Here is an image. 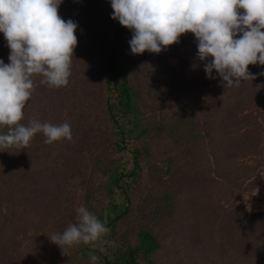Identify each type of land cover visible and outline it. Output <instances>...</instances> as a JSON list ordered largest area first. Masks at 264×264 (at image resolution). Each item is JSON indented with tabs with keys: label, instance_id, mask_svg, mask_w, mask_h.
I'll return each mask as SVG.
<instances>
[{
	"label": "trees",
	"instance_id": "16d2710c",
	"mask_svg": "<svg viewBox=\"0 0 264 264\" xmlns=\"http://www.w3.org/2000/svg\"><path fill=\"white\" fill-rule=\"evenodd\" d=\"M61 4L67 7L62 10L65 16L85 23L89 55L83 61L99 77L97 86L105 93L99 110L108 125L110 151L126 152L130 158V165L110 158L102 169L98 168L100 162L92 164L90 177L100 174L97 182L85 179L80 187L79 207L84 206L102 221L106 219L110 233L104 240L119 239L118 245L101 249L99 245L92 248L81 244L71 248L70 264H93L89 252L99 257L95 264H156L152 256L162 245L156 227L166 213V219L176 223L182 235L191 237L192 226L187 225L186 216L192 212L189 207L193 190L203 193L209 184L210 166L203 159L214 157L215 149L228 166L236 161L235 145L225 141L229 122L236 123L247 115L242 114L246 108L240 104L246 103L264 115V75H260L264 65L248 66L255 75L252 81H241L239 87H224L214 69L215 79H210L206 73L202 75L201 67L192 66L199 63L196 45L185 50L174 43L145 64L144 59L138 61L136 54H131V31L111 18L110 0H62ZM0 42L7 43L2 33ZM168 57L176 58L177 63H170ZM93 89L96 87L90 86L88 104L96 93ZM150 99L153 113L148 109ZM203 99L205 103L201 102ZM259 138L260 135L255 138L254 147L259 146ZM153 157H160L163 166H152ZM229 175L227 172L225 177L231 178ZM135 185L147 187L146 205L156 206H145V217L137 218L131 228L124 229L126 233H121L119 228L131 211ZM76 217V208L71 214L60 215L55 224L57 232L75 223ZM225 219L224 215L218 225L225 239L220 244L224 245L233 239ZM239 243L242 247L243 239ZM250 252L244 251L241 261L251 260Z\"/></svg>",
	"mask_w": 264,
	"mask_h": 264
},
{
	"label": "rangeland",
	"instance_id": "374dc122",
	"mask_svg": "<svg viewBox=\"0 0 264 264\" xmlns=\"http://www.w3.org/2000/svg\"><path fill=\"white\" fill-rule=\"evenodd\" d=\"M66 9L65 4H60L59 15L64 20L72 19L62 13ZM76 23L78 43L68 86L48 88L41 85V77L36 76V89L22 110L24 118L21 121L25 125L33 119L56 125L68 122L72 139L46 144L43 133H37L26 149L13 154L0 152V264H70L71 248L62 255L60 247L48 237L57 233L58 217L71 214L79 207L83 180L91 178L97 182L96 177L100 174L90 177L92 164L100 162L98 168L102 169L105 160L110 158L119 164L130 165L126 152L110 151L108 125L99 110L105 93L97 86L99 77L93 75L92 69L83 61L89 55L85 23ZM178 45L185 50L196 45L194 35L190 32L182 34ZM158 54L145 51L136 54V59L141 62L144 59L146 64ZM8 56L7 43L0 42V60L9 63ZM168 60L177 63L176 58L168 57ZM198 62L192 66L204 71L205 61L198 59ZM202 71L204 75L205 71ZM90 86L96 87L93 89L96 93L88 104ZM148 104L153 113L155 108L151 99ZM240 105L246 108L242 114L247 115L243 121L229 122V135L227 141L224 140L233 147L235 145L236 161L228 166L215 149L214 157L210 155V159H203V163L210 166L209 184L203 188V193L193 190L194 199L189 207L192 212H187L186 216L187 225L192 226L191 237L182 235L176 229L177 224L166 219L169 217L166 213L156 227L162 244L152 256L156 264H264V115L246 103ZM235 130L237 132H231ZM258 135L259 146L254 147ZM158 159L161 158L153 157L152 166H163L164 162ZM239 166L246 168H237ZM227 172L232 174L229 179L225 177ZM141 186L135 185L131 211L119 228L121 233H126L124 229L131 228L137 218L145 217V206H156L155 203L146 205L147 187L142 189ZM224 215L233 238L226 246L220 244L225 239L218 228ZM118 240L110 238L99 246L101 249L112 247L118 245ZM249 251L251 260L241 261L243 253L249 254Z\"/></svg>",
	"mask_w": 264,
	"mask_h": 264
},
{
	"label": "clouds",
	"instance_id": "9594fccd",
	"mask_svg": "<svg viewBox=\"0 0 264 264\" xmlns=\"http://www.w3.org/2000/svg\"><path fill=\"white\" fill-rule=\"evenodd\" d=\"M61 3L0 0V33L9 48V63L0 60V152L26 149L37 133H43L46 144L72 139L68 122L56 125L33 119L27 125L21 123L22 110L36 89V76L48 88L69 84L78 24L59 15ZM110 4L111 18L132 33L131 54H158L190 32L197 58L205 61L206 77L215 79L214 69L224 87L252 81L255 75L248 66L264 65V0H110ZM76 213L75 223L48 236L62 255L81 244L96 248L110 233L107 220L84 206ZM88 255L93 264L99 260L92 252Z\"/></svg>",
	"mask_w": 264,
	"mask_h": 264
}]
</instances>
